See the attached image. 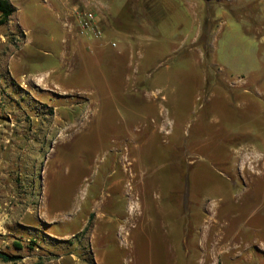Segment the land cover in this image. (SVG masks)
Wrapping results in <instances>:
<instances>
[{"label": "rangeland", "instance_id": "1", "mask_svg": "<svg viewBox=\"0 0 264 264\" xmlns=\"http://www.w3.org/2000/svg\"><path fill=\"white\" fill-rule=\"evenodd\" d=\"M10 1L16 12L0 24V251L20 260L0 264H264V149L244 145L237 151L220 143L229 137L219 130L222 120L233 128L232 113H242L231 97L226 103L219 97L229 95L223 79L233 66L229 28L215 44L222 78L209 49L196 65L182 49V40L204 19L202 40L209 45L213 15L228 11L229 4L205 0L197 9L186 0ZM83 9L98 14L104 32L108 27L119 34L108 32L109 39L146 37L141 85L127 79L134 75L128 67L139 60V46L118 55L117 48L101 45L105 38H71L78 32L68 21ZM22 30L28 32L26 44ZM146 109L158 115L153 127L167 133L158 141L159 154L166 156L156 164L164 168L161 176L178 180L182 170L184 181L189 175L183 194L188 225L175 226L168 202L146 213L139 196L129 194L116 232L123 252L108 245L112 255L100 261L99 225L86 191L102 179L109 155L114 169L131 176L130 149L142 140L132 125ZM199 148H206L204 157ZM159 193L168 198V191ZM142 222L167 225L149 232L135 249L132 233Z\"/></svg>", "mask_w": 264, "mask_h": 264}, {"label": "crops", "instance_id": "2", "mask_svg": "<svg viewBox=\"0 0 264 264\" xmlns=\"http://www.w3.org/2000/svg\"><path fill=\"white\" fill-rule=\"evenodd\" d=\"M186 1L194 8H204L205 0ZM218 1L228 3L230 9L225 11L223 8L213 15L214 27L210 28L213 37L209 45H205L204 40H202L205 28L204 19L201 28L197 29V31L188 33L182 40V45L184 46L182 49L188 51V54H191L192 57L195 58L194 65L201 64V62H199L200 55H206L207 49H209L211 51L209 55H212V61L217 66L216 69L219 68L217 72L220 74V78H222L220 72L225 71V68L223 66L219 67L217 63V47L215 44L217 43V37L220 38L226 26H228L229 36L227 41V51L233 66H231L228 77L223 78L224 81L228 83L226 86L229 89V95H221L219 97H221L220 99H222L224 103L227 102V99H230L228 97H231L233 99L232 104L239 105L240 107L237 108L242 110V113H232L234 117L230 122L234 124L233 128H226L229 126L228 123L227 126H225L226 120H222V128H219L220 131L223 129L226 130L227 136L238 139L233 143L226 145L221 138L220 143L221 146H228L237 151L244 145L250 149L261 151L264 149V0ZM241 2L245 4L244 14H239L240 12L238 13V7L242 8ZM194 23L196 24L195 21ZM105 30L107 33L105 32V39L102 40L103 43L101 45L107 47L110 45L111 41L116 42L118 51H114L115 54L119 55V52H123L125 49H128L129 46L132 48L135 46L140 47L141 51L138 54L139 60L135 63L134 61H131L128 67L131 68L134 75L127 79L128 81L133 79L134 86L141 85L142 78L140 73L142 68L141 59L143 56L141 53L144 48L143 40L146 37L138 34H133L131 37L124 35V37L121 39L118 38V40L115 41L113 38L109 39L108 37V32L111 31V28L106 27ZM22 31L25 33L24 42L26 44L29 42V37H27L26 34L28 32H25L24 30ZM110 33L112 36L115 35L114 37L119 35H117V33ZM70 36L71 38H82L77 34L75 35L72 33ZM196 68L198 67L194 66L193 70ZM201 78L204 80L203 74ZM216 97L217 96H214L212 100ZM148 103L150 105V102ZM153 104L152 108H155V105ZM152 113L154 114L152 115ZM152 113L146 109L141 118L136 115V123L132 125L136 132V139L142 140L139 144L137 143L138 146H133L130 149V156L133 161L131 176L126 172L125 174L123 169L119 166L114 169V155H109L111 164L106 169L102 179H95L92 184L93 186L99 184V187H94L93 189V186H89L86 191V197L90 199L91 211L93 215L95 214L99 225L96 231L95 243L97 245V254L100 261L101 258L107 259L112 255V252L108 251V245L116 247L118 253L120 251L123 252L122 248L118 245L116 232L119 227L118 225L127 215L128 199L126 198L129 194L133 195V197L136 195L139 196L140 207L146 213L149 212L152 206L153 208H161V205L159 204L161 201H163V203L168 202L169 206L175 208V226L177 225L181 228L183 225H188L187 215L186 212L184 214L185 210L183 209V194L185 195L186 193L184 185L185 182H187V179H189V175L188 178L183 181V173L181 170L179 173L180 179H176L177 182L180 181L178 184L176 183V180L173 179L172 175L164 176V174H162L161 176L164 168H158L156 166L159 159L163 156L162 154H159V151H161V144L158 141L160 137L167 135V133L164 135V133L158 130L157 127H153L154 125L152 124L154 123V120L157 119L158 115L156 111ZM201 127L202 126H200V128ZM152 135L156 138L155 144L150 143V141H152ZM168 135H174V129L169 128ZM180 144L182 145V141L175 143L174 146H180ZM141 149L143 150L141 151ZM199 150L204 157L206 148L202 150L199 148ZM144 151H150L149 153H153L150 155L140 154ZM162 159H166V156L164 158L162 157ZM186 159L189 161L187 157ZM167 164L170 163L167 162ZM189 164L195 166L197 163L195 161H189ZM180 165L182 167L183 161L180 162ZM225 165L230 167L231 163L225 162ZM164 166L166 165L164 164ZM142 176L145 177L142 179ZM174 183L175 186H173ZM129 185H131L130 190ZM187 185L188 182L185 187H187ZM161 189L168 191V198L160 197L159 192ZM175 195H179V197H176L177 200L173 198ZM166 225V223L147 224L144 222L137 224L132 233V241L135 244V249H137L139 244L145 243L144 241H146L149 232H152V230H161L163 226L166 227ZM119 260L123 261L122 254L119 257Z\"/></svg>", "mask_w": 264, "mask_h": 264}, {"label": "built area", "instance_id": "3", "mask_svg": "<svg viewBox=\"0 0 264 264\" xmlns=\"http://www.w3.org/2000/svg\"><path fill=\"white\" fill-rule=\"evenodd\" d=\"M73 21H68V28L74 26L80 37H90L95 40L105 38V32L101 27L100 19L95 11L89 9L76 10L73 13ZM112 48H117L116 42H110Z\"/></svg>", "mask_w": 264, "mask_h": 264}, {"label": "trees", "instance_id": "4", "mask_svg": "<svg viewBox=\"0 0 264 264\" xmlns=\"http://www.w3.org/2000/svg\"><path fill=\"white\" fill-rule=\"evenodd\" d=\"M16 12V7L10 2V0H0V24L5 25L9 22L10 18ZM206 45V44H205ZM207 56V55H206ZM238 138L226 137L224 143L229 145L233 143ZM243 140V139H239ZM16 246L20 248V245L16 243ZM20 260V257L8 254L6 252L0 251V261L4 263H16Z\"/></svg>", "mask_w": 264, "mask_h": 264}]
</instances>
